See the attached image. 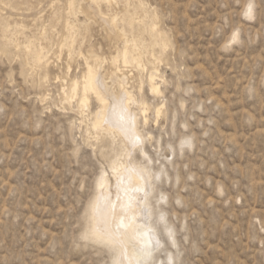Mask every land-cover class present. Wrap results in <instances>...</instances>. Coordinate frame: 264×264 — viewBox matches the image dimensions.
<instances>
[{"label":"rangeland","instance_id":"rangeland-1","mask_svg":"<svg viewBox=\"0 0 264 264\" xmlns=\"http://www.w3.org/2000/svg\"><path fill=\"white\" fill-rule=\"evenodd\" d=\"M104 3L0 0V264H114L86 226L104 187L116 206L129 192L114 169L131 160L152 187L118 216L149 211L146 264H264V0ZM126 41L145 67L111 61ZM87 61L116 94L124 73L137 144L93 129V96L84 112L71 98Z\"/></svg>","mask_w":264,"mask_h":264},{"label":"bare ground","instance_id":"bare-ground-1","mask_svg":"<svg viewBox=\"0 0 264 264\" xmlns=\"http://www.w3.org/2000/svg\"><path fill=\"white\" fill-rule=\"evenodd\" d=\"M103 1H105L107 3V5H109L111 3H114L115 0H103ZM106 3H104V4L106 5ZM127 8H128V6H127ZM125 11H126V9H125ZM127 12H129V11H127ZM127 12H125V13H127ZM104 17H106V16H104ZM107 17H108V15H107ZM131 18H133V17L131 16ZM131 18L125 19L126 23H125V29L123 31H126L127 29H132L133 19H131ZM106 19H108V18H106ZM109 19L111 22L110 26H115L119 17H118V19L116 17H110ZM102 20L105 21V19H102ZM135 23H137V22H135ZM120 24H122V23H120ZM141 25H143V24L141 23ZM136 26H137V24H136ZM151 27H153V25ZM115 29H116V27H115ZM127 31L129 32V30H127ZM157 33H158V31H157ZM147 35L148 34L146 33V36ZM124 37H125V35H124ZM151 37H148V39ZM130 42H133V41H130ZM123 43H125L124 49L122 48L121 49L122 51H118V53H116L117 54L116 57H114V59H111V61L114 60V61H116L115 63L120 62L119 65L121 64L125 68L129 64H131V65L135 64L137 69L145 67V66H143V64H141L142 62L140 63L138 58L134 57L136 55H134V56L132 55L131 49L127 45L128 42L126 41ZM138 45H141V44H138ZM134 46H136V44ZM135 48L137 49V47H135ZM144 54L145 53H143V55ZM31 55H32V53H31ZM138 55H140V54H137V57H139ZM94 57H95V59H98V58H96L95 55H94ZM90 58H92V56ZM151 62H152V60L149 61V63H151ZM155 62L156 61H154V64H155ZM88 63L89 62L87 61L86 68H85L86 70H85L84 74L82 75L81 82H79L76 78H73V80L71 81V84L69 87V94L71 95V98H74L76 96L79 97V105H80L81 109H83V112H84L85 109H88L87 107H88L89 97L93 96L95 98V101H97V103L99 104V108H98L97 112H95L92 116L93 129L98 131V132H100V130H102L106 136L110 135V136L119 137V138H121L122 142H127L131 146L137 144L138 142H140L141 139H140V136H139L138 131H137L136 119H135L134 115L132 114V112L130 111V103L135 102V101L133 98V92H131L126 85V82H125L126 77H125L124 73L121 74L122 78L120 77L121 78L120 84H119L120 85V92H119V94H116L111 89L106 88V85L103 82V80H101L98 77L97 70L92 65H90ZM150 65H152V64H150ZM152 67H150L148 70L149 71L150 70L155 71L156 69L152 70L151 69ZM116 69L120 70L119 68H116ZM119 72L121 73V71H119ZM153 73L154 72L149 74L147 80L149 79L150 92L152 94H156L159 92V87L156 83V78H157L156 74L158 72L155 71V74H153ZM115 74H117V72ZM113 77H114V75H113ZM117 81H118V79H117ZM108 95L112 99V103L110 105H108V103H107V101H108L107 96ZM160 113H161V108L156 109V114L159 115ZM100 134H102V133H100ZM114 167H115V165H114ZM114 170H115L114 171V178L116 180V183L114 182L116 185V194H117V192L119 193V191H121V190H123L125 192L128 190L129 192L132 191V193H134V192L139 191L141 189H145L147 187H149L151 189V187H152L151 181H152L153 177H152V174L150 172V169L147 166H140V165L136 164L134 162V160H131L126 165L121 163V165L119 167L115 168ZM127 185H130V186L127 188ZM104 186H106V185H104ZM104 188H105V191H104L105 193L103 192V194H101L99 198L97 197L98 199L95 198V200L93 201L91 208H90V214L88 216L89 221H88V224L86 226L87 231L85 230L88 233L87 235H89V239L95 243L116 244V253H115V257H114V264H122L121 263L122 260H120L121 257L123 260L124 259L126 260L127 264H146V260L149 257H151L153 252L156 251L157 248L161 245L160 240L156 241V239L158 238L157 237L158 235L156 234L157 232H155L154 227L152 228V226H151L152 224H150V222L146 223L149 220V215H148L149 211L147 210L148 211L147 217L142 215V216H140L139 219L132 216L131 213L129 214L128 219H127V217L125 218L122 215H121V217L118 216L119 215V213H118L119 209L122 211H126V212H127V210L128 211L129 210H131V211L136 210L137 204H136V201L134 199L135 197L133 194L128 192L126 195H124L125 197L122 200H120L121 201L120 205L118 204L119 206H116L108 194L109 193L108 187L106 186ZM126 188H127V190H125ZM150 191H152V190H150ZM139 208L140 207H138V209ZM113 211L115 212V215H114L115 218H113V216H112ZM123 214H125V213H123ZM85 231H84V233H85ZM87 235H86V238H87ZM121 251H122V253H121ZM120 253H121V256L119 255Z\"/></svg>","mask_w":264,"mask_h":264},{"label":"snow or ice","instance_id":"snow-or-ice-1","mask_svg":"<svg viewBox=\"0 0 264 264\" xmlns=\"http://www.w3.org/2000/svg\"><path fill=\"white\" fill-rule=\"evenodd\" d=\"M251 11V6H250V8H249V12Z\"/></svg>","mask_w":264,"mask_h":264}]
</instances>
